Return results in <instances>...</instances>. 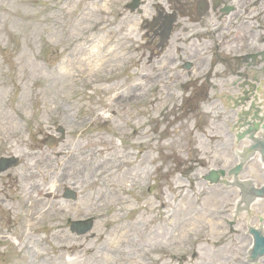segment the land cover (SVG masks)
Instances as JSON below:
<instances>
[{"label":"rangeland","instance_id":"obj_1","mask_svg":"<svg viewBox=\"0 0 264 264\" xmlns=\"http://www.w3.org/2000/svg\"><path fill=\"white\" fill-rule=\"evenodd\" d=\"M143 1L0 0V156L17 159L0 177V264H264L245 263L248 230L264 235V202L237 210L242 187L203 180L240 164L236 180L264 190L263 155L242 162L249 140L238 143L234 128L235 103L253 85L264 114V75L206 84L195 66L184 71L185 56L151 39L167 1ZM240 1L253 9L239 15L237 42L218 54L213 45L214 60L230 62L249 32L252 46L262 42L264 0ZM59 127L64 139L49 148ZM65 187L76 200L63 199ZM91 218L86 234L71 231ZM71 242L74 253L63 249Z\"/></svg>","mask_w":264,"mask_h":264},{"label":"flooded vegetation","instance_id":"obj_2","mask_svg":"<svg viewBox=\"0 0 264 264\" xmlns=\"http://www.w3.org/2000/svg\"><path fill=\"white\" fill-rule=\"evenodd\" d=\"M133 1V0H132ZM168 7V14H163V8L158 12V17L154 19L156 30L154 31L151 39L152 41L158 42L157 47L163 48L162 43L164 36L168 34V40L165 45L169 44L171 50L177 53L179 56H185L186 60L181 64V68L188 72L193 66L196 67L197 71H201V74L207 76L203 81L206 84H210V79L223 74H228L232 78V84L235 80L248 81L250 75L254 74V77H261L264 75V37H261L262 42L256 48L254 45V31L249 32L248 35L238 39L241 46L250 41V44L246 45L242 50L238 52L236 48L235 52L232 53L231 61H222L221 56H215L211 54V50L214 45V49L217 54L223 48V41L237 42L236 33L238 32L239 25H243L246 22H239V15L243 12V15L248 16L250 10L253 9V5H245L240 0H166ZM236 2V3H235ZM132 3V2H131ZM143 0H136L135 4L142 5ZM130 4V3H129ZM128 5V4H127ZM216 20L214 28L217 29L215 33H210L208 27L211 26V22ZM161 22V23H158ZM181 22L192 24V27H182ZM228 22V23H227ZM227 23V26L224 24ZM229 24V25H228ZM183 29L181 34L186 35V40H183V46L180 47V39L174 40L179 29ZM234 31V32H232ZM208 32V33H205ZM225 34V36H224ZM211 35V37H207ZM147 37H150L147 34ZM185 37V36H184ZM223 37L225 39L223 40ZM206 38H211L207 40ZM244 41V42H243ZM173 42L174 44H171ZM205 42L210 44V50H206ZM253 43V44H252ZM163 45V46H162ZM198 45V46H197ZM201 46L202 49L199 47ZM253 50L250 51L249 49ZM181 49H183L181 51ZM202 50V52L200 51ZM207 53V56L198 59L197 53ZM208 55L210 59L208 60ZM190 63V70H186L185 67ZM194 64V65H193ZM225 64V72H224ZM238 75V77L236 76ZM251 78V79H252ZM250 80V79H249ZM239 84V83H238ZM236 86V84H234ZM233 90V88H231ZM208 99V94L205 95ZM58 135H56L57 137ZM57 139V138H56ZM50 138H46L44 143L50 142ZM11 158V157H10ZM2 159V156H0ZM8 159V158H4ZM4 164V163H3ZM0 163V169L5 167ZM14 168V167H12ZM10 168L9 170H11ZM0 174V177L4 176L6 179L10 178L8 171ZM2 177V178H4Z\"/></svg>","mask_w":264,"mask_h":264},{"label":"water","instance_id":"obj_3","mask_svg":"<svg viewBox=\"0 0 264 264\" xmlns=\"http://www.w3.org/2000/svg\"><path fill=\"white\" fill-rule=\"evenodd\" d=\"M135 2H136V0L132 3V5H129V8H131L132 10L135 9L138 6V4H135ZM163 40H165L164 42H166L168 40V34H166L164 36ZM185 69H189V66L187 65L185 67ZM254 88H255V86L253 85L252 88H250V89H254ZM248 92L249 91H244L243 92L244 93L243 97L239 98V100L236 101L235 106H234L235 108H237L240 105H244L245 102L248 101V97H249L248 96ZM249 114L250 113L248 111L247 112L246 111H242L240 113V116H239L240 117V121H244L245 119H243L242 117L246 118ZM259 114H260V110L258 109L257 111H255L253 113V116H252L251 119L253 121L261 122L263 120V118L260 117ZM247 125H249V123L248 122H244L243 125H239V128L245 127ZM259 127L260 126L257 123H253L252 127H249L245 132H243L240 136H238L239 140L244 139L247 135H250V138H251L249 140V143H248V146H247L245 154H240L242 162H246V161L255 159V153H262L263 159H264V151L262 150V148L264 149V136L261 137L260 139L256 140L255 142H252L253 139L255 138L256 134H257L256 133L254 135V137H253L252 133L253 132H258ZM261 128L264 129V125L261 126ZM243 130H245V129H243ZM63 132H64V130L62 128H59L57 130V133L60 134V137L56 141L51 139L52 142H49L47 144V146L49 148H51L52 144L56 145L57 143L61 142L64 139V133ZM254 144L257 145V149H254L256 146H253V148H250ZM0 163L2 165H4V164L6 165L5 167L0 169V173H3L5 171H7L8 169H10L11 167L16 166L17 159H15V158L1 159ZM239 171H240V166H236L234 168V170L232 171V173L234 175H237L239 173ZM225 175H226V173L223 170H217V171L211 170L206 176H204L203 180L206 181V182H209L210 184H216L220 180V178H224ZM233 177H234L233 175H230L229 176V180L224 178V179H222L220 181V183L218 182V184H220V185H222L224 187H242L240 198H239V202H238V206H237V210L250 212L251 197L255 193L253 184L252 183L238 181L236 179H233ZM261 192H263V191H261ZM255 194H258V193H255ZM261 194H262V196H264V193H261ZM63 198L66 199V200L74 201V200H76L77 196H76V194L73 191H71V190L69 191L68 189H66L65 192H64ZM90 222H91V219L86 220V221L73 222L71 224V228L70 229H71L72 232L76 233L77 235H84L92 227V223H90ZM255 230H258V232L262 235L263 228L255 229ZM248 231H250V230H248ZM251 236H252V234H251ZM254 236H255V242H256L255 248L253 247L251 259H245V263H247V262H249L251 260H254V259L264 255V238L260 237L257 233H254ZM259 248H260V250H259Z\"/></svg>","mask_w":264,"mask_h":264},{"label":"bare ground","instance_id":"obj_4","mask_svg":"<svg viewBox=\"0 0 264 264\" xmlns=\"http://www.w3.org/2000/svg\"><path fill=\"white\" fill-rule=\"evenodd\" d=\"M128 8H129V6H128ZM104 10L105 9H101L100 11H101V13L100 14H102L103 12H104ZM130 10H132V9H130ZM134 10V9H133ZM259 90V88L257 87V89H256V87L254 88V89H251L249 92H248V94H249V97H248V101L247 102H245V104L244 105H240V106H238L237 108H235V111H236V114H238V113H240V112H242V111H248L249 113H251V112H255V111H257L258 109L260 110V114L262 113V109H261V106H262V101H260V99H259V96L260 95H258V93L257 92H259L258 91ZM252 106V107H251ZM235 111H234V114H235ZM234 122V121H233ZM236 124V123H235ZM261 137H263V136H261L260 134H256V136H255V138L253 139V141L252 142H255L256 140H258V139H260ZM248 143L249 142H247L246 141V143H244L243 144V146H242V149H247V146H248ZM53 146H55V144H52V147ZM241 149V150H242ZM241 153V152H240ZM239 153V154H240ZM260 154L261 153H257L255 156H256V160L259 162L260 161ZM261 162V161H260ZM234 179H237V178H234ZM53 188H54V186L53 185H51L50 186V188H49V190H48V194H52L53 193ZM255 188V187H254ZM66 189H68L69 191L71 190V191H73L75 194H76V191H74L73 189H71L70 187H65L64 188V190H63V194H62V197H63V195H64V192H65V190ZM255 193H257V191L255 192ZM77 195V194H76ZM239 195V194H238ZM64 199V198H63ZM260 198H258V199H255V200H253V203H252V206H256V207H259V205H258V202L259 201H263L264 202V197H263V199L262 200H259ZM66 200V199H65ZM238 202H239V199H238V201H237V206H238ZM50 212V210L48 209V210H46V214L47 213H49ZM26 217V216H25ZM38 219H39V217H36V216H34V215H31V218L29 217L28 218V222H25V225L27 226V228L28 229H26V237H28L29 236V234L31 233L30 232V230H31V228L34 226V224L38 221ZM86 221V220H85ZM93 218H91V222L90 223H93ZM73 222H78V221H73ZM72 222V223H73ZM71 223V224H72ZM24 225V224H23ZM71 227V226H70ZM262 228V227H261ZM253 241H254V239H253ZM250 243H251V241H250ZM75 245L76 244H74V243H72L71 242V244H68L67 246H65V247H63V249L64 250H67V251H69V252H71V253H74L75 252ZM253 245L252 244H250L249 245V249L252 247ZM72 261H74V260H68V264H71L72 263Z\"/></svg>","mask_w":264,"mask_h":264}]
</instances>
